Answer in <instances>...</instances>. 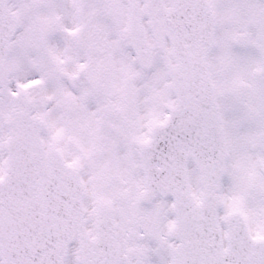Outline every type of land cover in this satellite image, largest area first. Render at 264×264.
<instances>
[{
  "label": "snow or ice",
  "instance_id": "1",
  "mask_svg": "<svg viewBox=\"0 0 264 264\" xmlns=\"http://www.w3.org/2000/svg\"><path fill=\"white\" fill-rule=\"evenodd\" d=\"M0 264H264V0H0Z\"/></svg>",
  "mask_w": 264,
  "mask_h": 264
}]
</instances>
